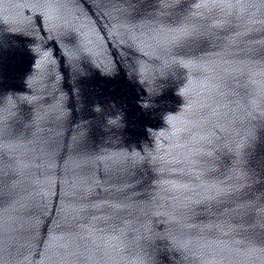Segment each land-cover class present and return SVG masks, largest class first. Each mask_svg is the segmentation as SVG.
<instances>
[{
	"label": "clouds",
	"instance_id": "1",
	"mask_svg": "<svg viewBox=\"0 0 264 264\" xmlns=\"http://www.w3.org/2000/svg\"><path fill=\"white\" fill-rule=\"evenodd\" d=\"M94 110H99V106H96V108Z\"/></svg>",
	"mask_w": 264,
	"mask_h": 264
}]
</instances>
